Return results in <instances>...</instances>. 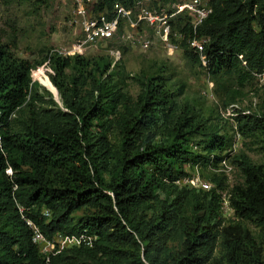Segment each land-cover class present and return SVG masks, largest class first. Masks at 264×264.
Returning <instances> with one entry per match:
<instances>
[{
	"label": "trees",
	"instance_id": "trees-1",
	"mask_svg": "<svg viewBox=\"0 0 264 264\" xmlns=\"http://www.w3.org/2000/svg\"><path fill=\"white\" fill-rule=\"evenodd\" d=\"M116 1L125 0H102L97 10ZM212 6L196 32L178 22L175 30L184 36L179 42L172 36L173 42L215 80L236 76L240 86L257 80L264 74V0H215ZM190 39L207 41L206 67ZM15 49L13 41L0 42V264H264V162L245 154L231 158V139L218 125L179 104L183 88L171 92L162 77L141 75V92L132 97L104 78L116 68L124 78L122 62L109 55L49 52L32 62ZM42 67L62 108L32 79ZM238 94L230 92L229 103ZM50 102L56 109L43 107ZM235 121L264 154V101L261 110ZM226 160L243 178L231 189L219 172ZM189 166L210 168L215 190L177 185ZM217 190L232 194L231 218L221 215ZM23 217L49 239L85 234L96 240L48 262ZM245 222L255 223L259 234Z\"/></svg>",
	"mask_w": 264,
	"mask_h": 264
},
{
	"label": "rangeland",
	"instance_id": "rangeland-1",
	"mask_svg": "<svg viewBox=\"0 0 264 264\" xmlns=\"http://www.w3.org/2000/svg\"><path fill=\"white\" fill-rule=\"evenodd\" d=\"M34 2L35 0H15L0 4V42L13 41L18 57L37 62L45 58L49 52H66L83 39L84 31L74 15L72 3L47 0V4L38 5ZM141 37L151 40V46L146 48L138 41L122 44L116 41L103 42L101 46L86 50L84 57L111 56V50L120 49V62H122L120 68L124 72V78L120 80L121 74L116 73L119 70L116 68L112 76H109V73L104 77L105 79H111L118 83L121 90L132 97H137L141 92L137 82L139 76L162 77L171 92L177 93L180 88L185 90L184 95H179L178 101L181 106L190 104L195 108L196 115L203 118L205 123L211 119V124L218 125L219 134L231 139L233 148L227 152L231 158L245 154L255 163L264 162V154L260 147L252 139L241 136L235 121L238 115H248L255 110H261L264 89L259 87L260 83L252 78L245 86H240L236 76H224L219 78L220 80H215L207 70L186 56V50L180 43L176 52L173 53L170 51V46L159 41L152 32L141 34L138 36L139 40ZM37 72L50 80L45 68L34 70L32 79L41 85V93L47 97V100L53 99L62 108L58 89L51 80L53 90L43 86ZM43 83L49 84L44 79ZM230 92L239 93L235 104L229 103ZM51 105L50 102L43 107L56 109ZM110 140L113 143L116 142L115 137ZM200 150L199 147L198 149L195 147V151L200 152ZM198 169L203 180L212 182L213 171L210 168L199 167ZM194 171L193 167L187 168L188 175ZM219 172L226 178L225 184L228 189L243 181L237 165L233 164L232 160H226V165L222 164ZM83 214L84 212H79L77 215L83 216ZM231 222L236 223L238 219L225 220L226 225ZM245 225L253 233L259 234L260 229L255 223L245 222Z\"/></svg>",
	"mask_w": 264,
	"mask_h": 264
},
{
	"label": "built area",
	"instance_id": "built-area-1",
	"mask_svg": "<svg viewBox=\"0 0 264 264\" xmlns=\"http://www.w3.org/2000/svg\"><path fill=\"white\" fill-rule=\"evenodd\" d=\"M68 1L74 6V15L81 24L84 31L83 39L66 52H58L64 56H85L86 50L101 46L103 42L138 41L146 48L152 42L146 37L138 36L152 32L163 44L170 46V51L176 52L178 43L173 42L172 36L179 42L183 34L175 30L178 22H183V28L196 32L213 13L212 3L215 0H125L116 1L109 8L105 6L98 11L102 0H56ZM205 39H190L188 44L195 53L200 54L204 66H207L205 50ZM110 55L118 62L121 58L120 49H113ZM260 87L264 86V74L255 75ZM262 83V84H261ZM181 183V182H179ZM182 184H189L196 188L210 191L212 186L204 182L199 175L185 179ZM221 211L223 215L230 218L234 215L231 206V195L228 192H221ZM27 226L33 231L32 242L41 251V254L49 262L64 251L81 247L83 245L92 247L96 240L93 236L82 234L80 236H60L53 239L47 238L40 228L30 219L24 218Z\"/></svg>",
	"mask_w": 264,
	"mask_h": 264
},
{
	"label": "clouds",
	"instance_id": "clouds-1",
	"mask_svg": "<svg viewBox=\"0 0 264 264\" xmlns=\"http://www.w3.org/2000/svg\"><path fill=\"white\" fill-rule=\"evenodd\" d=\"M202 61V60H201ZM204 66V65H203ZM206 67V66H205ZM222 164H224V165H226V161H224ZM195 171H194V173H192L191 175H187L186 177H184V178H182L181 180H179V181H177L176 183H177V185H179V186H182V187H188V188H192V189H197V190H201V191H205V192H211V191H213V190H215V185L212 183V182H210V181H205V180H203L202 179V177H201V174L199 173V169L196 167L195 169H194ZM8 173L9 174H11V170H9L8 171ZM194 175H199L200 176V178L204 181V182H208V183H210V185L212 186V189L210 190V191H206V190H203L202 188H196V187H193V186H191V185H189V184H182V182L185 180V179H187V178H190V177H192V176H194ZM179 182H181V183H179ZM217 192H218V195H219V197H220V213H221V215L223 216V218H227V217H225L224 215H223V213H222V211H221V196H220V193L221 192H228L230 195H231V198H232V194L228 191V190H217ZM231 198H230V203H231ZM231 206H232V203H231ZM232 208H233V206H232ZM234 209V208H233ZM234 214H235V210H234ZM231 218V217H230ZM228 219V218H227ZM32 221V220H31ZM38 226V225H37ZM29 227V226H28ZM39 227V226H38ZM30 228V227H29ZM41 230V229H40ZM32 231V230H31ZM43 233V232H42ZM44 234V233H43ZM45 235V234H44ZM46 236V235H45ZM47 237V236H46ZM48 238V237H47ZM32 239H33V231H32ZM33 243V242H32ZM35 245V244H34ZM36 246V245H35Z\"/></svg>",
	"mask_w": 264,
	"mask_h": 264
}]
</instances>
